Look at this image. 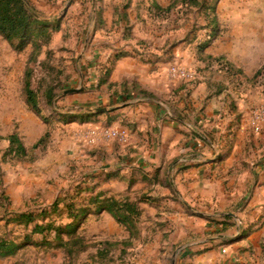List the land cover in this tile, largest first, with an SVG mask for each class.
<instances>
[{
  "label": "rangeland",
  "instance_id": "1",
  "mask_svg": "<svg viewBox=\"0 0 264 264\" xmlns=\"http://www.w3.org/2000/svg\"><path fill=\"white\" fill-rule=\"evenodd\" d=\"M24 2L32 15L26 37L11 42L0 34V242L10 247L0 264H126L135 253L110 244V220L90 204L113 186L111 159L94 150L123 144L102 135L89 142L93 129L107 127L91 122L108 106L100 87H109L102 80L110 60L126 41L156 49L169 87H203L205 99L224 95L235 115L247 107L250 120L254 110L264 113V0ZM174 65L194 78L174 77ZM26 79L39 111L27 100ZM263 127L264 117L254 131ZM12 134L26 154L10 142ZM139 222L129 235L134 241L145 228Z\"/></svg>",
  "mask_w": 264,
  "mask_h": 264
},
{
  "label": "crops",
  "instance_id": "2",
  "mask_svg": "<svg viewBox=\"0 0 264 264\" xmlns=\"http://www.w3.org/2000/svg\"><path fill=\"white\" fill-rule=\"evenodd\" d=\"M120 19L130 22L125 13ZM137 43L121 46L103 82L109 87H100L108 106L91 122L129 130L127 144L110 143L94 156L111 159L107 196L136 202L145 227L134 241L103 210L110 244L135 253L126 264H169L171 251L170 264H264V127L256 133L247 107L235 115L224 95L205 99L203 87H169L158 50Z\"/></svg>",
  "mask_w": 264,
  "mask_h": 264
},
{
  "label": "trees",
  "instance_id": "3",
  "mask_svg": "<svg viewBox=\"0 0 264 264\" xmlns=\"http://www.w3.org/2000/svg\"><path fill=\"white\" fill-rule=\"evenodd\" d=\"M30 10L26 7L24 0H0V34L6 37L9 41L23 40L32 24ZM123 55V52L114 55L110 60L111 68L107 69L108 75L111 73L116 60ZM107 80H102V83ZM101 82V81H100ZM25 93L27 95L28 102L32 107L39 111L38 106L35 104V94L30 88L29 80L25 81ZM10 142L18 143V151L22 154H26L27 150L23 143L19 142L16 134H12L8 137ZM43 142V139L40 140ZM90 204L94 208L99 210H105L113 215V217L121 224L126 226L131 234L137 229V223L141 215V210L136 202L127 199H117L113 196H107L105 193H99L97 196L90 200ZM85 210L82 211L84 213ZM87 212V211H86ZM30 219V215L22 216ZM9 245L0 242V253L5 254L10 252ZM5 249V250H4Z\"/></svg>",
  "mask_w": 264,
  "mask_h": 264
},
{
  "label": "built area",
  "instance_id": "4",
  "mask_svg": "<svg viewBox=\"0 0 264 264\" xmlns=\"http://www.w3.org/2000/svg\"><path fill=\"white\" fill-rule=\"evenodd\" d=\"M171 73L174 77L184 80H192L194 78V74L192 71L188 70L186 67L180 65H174L170 68ZM263 111L254 110L251 113L250 124L255 131H259L261 123L263 121ZM102 135L104 138L117 140L120 143H127L130 138V132L126 127L117 126V127H104L101 130L93 129L90 133L89 142L94 143L96 138ZM221 252L223 254L228 253V248H222Z\"/></svg>",
  "mask_w": 264,
  "mask_h": 264
}]
</instances>
